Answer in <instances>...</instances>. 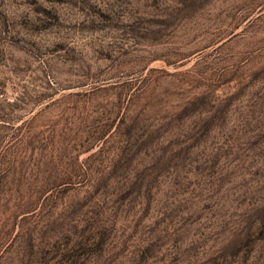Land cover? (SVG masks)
I'll return each mask as SVG.
<instances>
[{"label":"rangeland","instance_id":"obj_1","mask_svg":"<svg viewBox=\"0 0 264 264\" xmlns=\"http://www.w3.org/2000/svg\"><path fill=\"white\" fill-rule=\"evenodd\" d=\"M0 264H264V0H0Z\"/></svg>","mask_w":264,"mask_h":264}]
</instances>
